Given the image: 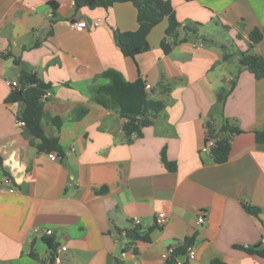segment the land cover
Here are the masks:
<instances>
[{"label": "crops", "instance_id": "crops-1", "mask_svg": "<svg viewBox=\"0 0 264 264\" xmlns=\"http://www.w3.org/2000/svg\"><path fill=\"white\" fill-rule=\"evenodd\" d=\"M169 1L178 37H165V18L148 50L130 58L113 38L138 27L130 2L77 9L74 0H0V53L11 55L0 57V264H50L46 239L66 247L60 264H166L168 249L186 239L195 258L185 264H264L242 249L264 250V142L255 139L264 132V78L239 65L246 54L264 59V0ZM80 20L87 27L72 29ZM253 31L262 34L256 45ZM106 70L141 79L148 98L163 103L140 137L128 140L124 119L94 101ZM22 71L51 85L42 127L58 139L61 159L38 150L17 123L24 104L6 103ZM221 92L229 94L218 102ZM225 125L240 132L216 164L200 149ZM134 226L151 229L148 242L126 238Z\"/></svg>", "mask_w": 264, "mask_h": 264}, {"label": "trees", "instance_id": "trees-1", "mask_svg": "<svg viewBox=\"0 0 264 264\" xmlns=\"http://www.w3.org/2000/svg\"><path fill=\"white\" fill-rule=\"evenodd\" d=\"M122 2H130L134 6L138 24L135 31H113L114 41L124 56L135 58L139 54L147 51L149 48L147 40L148 34L165 18L168 21L165 37L173 39L178 37L180 24L175 18L169 0H74L77 9L84 6L89 8L99 7L109 9L115 3ZM52 5L55 4L52 3ZM189 29H191V31L193 30L192 28H187L186 30L188 31ZM165 37L161 42V48L165 54H168L172 47L166 42ZM249 39L252 45H256L262 40V34L258 31H253L249 34ZM10 56V54L0 53V57L6 58ZM16 63H18V61H16ZM239 65L252 73L256 79L264 78V59L256 55L246 54L242 55L239 59ZM101 77L107 79L108 83L93 87L92 97L94 101L104 108L116 112L124 119L122 128L128 140L134 135L140 137L142 135V130L152 125L153 120L151 118L162 111L163 103L148 98V92L145 90V84L141 79L128 82L115 70H106L101 73ZM17 84L18 87L14 88L6 98V103L21 102L24 104V109L22 113L17 116V119L24 122L26 133L33 140L38 141V150L61 153L58 139L47 137L42 127V119L45 115L44 96L51 85L41 81L35 74L25 71L20 73ZM228 94L229 92H221L218 95V102H223ZM52 123L57 127L61 124L59 119H53ZM239 132V129L228 125H225L221 129V134L216 137L217 142L210 153L214 163L222 164L228 160L231 147V136ZM255 139L258 142H264V132H256ZM161 158L168 171H175V164L168 162L164 153L161 154ZM245 209L252 215H257L259 213L258 208L255 207L246 206ZM150 232L151 229L142 232L137 226H134L132 229L127 230L125 235L126 238L131 241L139 240L148 242ZM45 241L51 253H53L49 257L50 264H54L56 246L48 239ZM190 245H192V239H186L181 247H177L172 252L166 264H176L177 259L185 254L186 247ZM242 249L248 254L264 257V250H258V246ZM210 264L223 263L219 260H212Z\"/></svg>", "mask_w": 264, "mask_h": 264}, {"label": "built area", "instance_id": "built-area-1", "mask_svg": "<svg viewBox=\"0 0 264 264\" xmlns=\"http://www.w3.org/2000/svg\"><path fill=\"white\" fill-rule=\"evenodd\" d=\"M99 22H100V20H96L95 22H93V26L94 27L98 26ZM70 26H71L72 29L78 30V31L83 30V29H85L87 27L86 22L84 20H80V21H77L75 23H72ZM10 86L12 88L18 87L17 81H12ZM145 90L147 92L150 91L149 87H145ZM17 123L20 126H24V122H22L20 120H17ZM216 137H217L216 134H208L206 136L205 140H204V143H203L201 149H200V153L210 155L211 150L215 147V144L217 142ZM48 156H49L50 159H54V160L61 159V156L56 154V153H54V152L48 153ZM203 220H204L203 214H199L198 217H197L198 224H202ZM133 223H134V225H139L140 221L139 220H135ZM165 223H166V216L163 213H159L156 216L155 224L157 226L161 227V226H164ZM34 232L36 233V232H38V230H34ZM39 232L45 237H49L51 235V232L48 231V230H40ZM261 244L264 245V238H262ZM174 250H175V247H171V248L168 249V253L172 254V252ZM65 251H66V247H64V246L63 247H59V248L56 249L55 255H54V264H60L61 263V255ZM184 255H185V260L177 259L176 264H185L186 261L194 260L195 253H194L193 245H190V246L186 247Z\"/></svg>", "mask_w": 264, "mask_h": 264}]
</instances>
